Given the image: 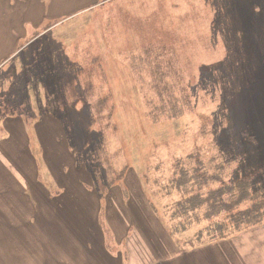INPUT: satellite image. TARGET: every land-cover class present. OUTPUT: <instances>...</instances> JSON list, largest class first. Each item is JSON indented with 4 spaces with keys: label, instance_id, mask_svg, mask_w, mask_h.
<instances>
[{
    "label": "rangeland",
    "instance_id": "rangeland-1",
    "mask_svg": "<svg viewBox=\"0 0 264 264\" xmlns=\"http://www.w3.org/2000/svg\"><path fill=\"white\" fill-rule=\"evenodd\" d=\"M20 126L43 135L42 180L95 198L112 254L201 264L229 213L174 202L241 178L236 210L264 202V0H0L3 146Z\"/></svg>",
    "mask_w": 264,
    "mask_h": 264
},
{
    "label": "crops",
    "instance_id": "crops-1",
    "mask_svg": "<svg viewBox=\"0 0 264 264\" xmlns=\"http://www.w3.org/2000/svg\"><path fill=\"white\" fill-rule=\"evenodd\" d=\"M17 131L5 138L4 146L0 141V264H147L148 253L142 246L110 252L106 230L98 228L95 198L83 192L78 181L42 180L36 152L44 156L47 170L52 167L43 135L34 132L39 142L33 149V133L22 126ZM15 151L18 155L8 162V153ZM82 216L88 219L84 226ZM121 221L115 219V225L109 226L101 222L108 232L118 234ZM256 228L224 240V246H208L201 264H264V244L252 231Z\"/></svg>",
    "mask_w": 264,
    "mask_h": 264
},
{
    "label": "trees",
    "instance_id": "trees-1",
    "mask_svg": "<svg viewBox=\"0 0 264 264\" xmlns=\"http://www.w3.org/2000/svg\"><path fill=\"white\" fill-rule=\"evenodd\" d=\"M204 173H207V168L205 165ZM208 177L210 178V176ZM239 180L240 181L238 183H235V185H232L230 187H226L225 183H222L219 188L210 190L208 192L209 196H207V199H204V201L200 200V196L176 201L174 202L172 208L170 206L167 211L173 212L171 219H173L174 216L180 218V215L176 214V212L178 211H180L181 213H186L192 211L193 209H201L205 205L207 207L206 219H208L211 214H218L219 212L226 211L227 213H229V216L225 217V220L228 222L226 226H229L232 230L229 232H224L223 230H221L219 234H217L216 232L213 236H219L224 240H228L232 237L238 236L249 229L264 224V202H262V205L254 204L250 207H247L246 209L236 210L235 207H239L241 204H243V200H245L246 197H243L242 194H239L238 198L235 197V199H233L234 195L231 193L232 196L231 194H229L230 198H226L228 188H230V190L235 188L238 191L241 189V191L244 192L249 178H241ZM234 200L236 201L234 202ZM196 201H199L197 205ZM230 204L233 209H231ZM172 234H174V232H172ZM222 239L220 241H222Z\"/></svg>",
    "mask_w": 264,
    "mask_h": 264
}]
</instances>
